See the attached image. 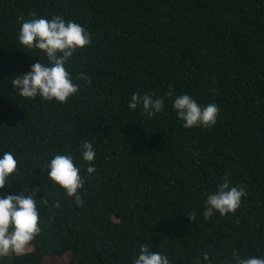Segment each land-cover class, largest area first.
I'll return each mask as SVG.
<instances>
[{
	"label": "trees",
	"instance_id": "obj_1",
	"mask_svg": "<svg viewBox=\"0 0 264 264\" xmlns=\"http://www.w3.org/2000/svg\"><path fill=\"white\" fill-rule=\"evenodd\" d=\"M54 15L90 36L65 65L77 92L63 103L22 98L9 79L46 60L17 43L18 29ZM133 92L161 98L162 110H129ZM178 94L214 103L216 123L182 127L170 107ZM0 150L18 160L0 198L34 188L40 229L29 252L0 264H131L143 243L169 264L264 257V0H0ZM57 153L81 169L79 206L47 180ZM225 177L245 194L205 220V196Z\"/></svg>",
	"mask_w": 264,
	"mask_h": 264
},
{
	"label": "clouds",
	"instance_id": "obj_2",
	"mask_svg": "<svg viewBox=\"0 0 264 264\" xmlns=\"http://www.w3.org/2000/svg\"><path fill=\"white\" fill-rule=\"evenodd\" d=\"M17 43L28 51L38 50L46 62L39 60L29 65L28 71L16 74L9 79L13 90L22 97L32 99L39 97L44 101L63 103L69 96L77 92V85L72 82L65 65L72 54L90 43L88 32L79 24L59 15L51 18H32L24 20L17 32ZM172 96L171 91L165 93ZM163 100L153 98L149 93L133 92L127 102L129 110L137 106L142 113L151 118L162 110ZM171 109L185 129L192 127L210 128L216 123L217 106L208 103L201 107L194 98L186 94H178L171 100ZM95 151L92 144L84 141L79 147V158L84 163V173L95 171L92 163ZM18 160L12 151L0 150V189L10 186L18 170ZM46 177L50 186L58 187L66 197L72 198L79 206L78 190L82 187L81 169L75 164L71 153L54 154L45 165ZM23 194L4 195L0 198V259L23 255L26 246L39 232L38 210L36 207V192L33 190ZM241 187L233 186L225 177L216 189L206 194L202 217L206 220L214 213L224 216L232 213L244 196ZM46 203V202H45ZM53 207H58L54 204ZM191 217H189L190 219ZM235 264H264V257L249 255L246 258L233 252ZM208 253H202L194 264L200 260L208 261ZM131 264H169L166 256L160 252L151 251L147 244L139 245L136 257Z\"/></svg>",
	"mask_w": 264,
	"mask_h": 264
},
{
	"label": "rangeland",
	"instance_id": "obj_3",
	"mask_svg": "<svg viewBox=\"0 0 264 264\" xmlns=\"http://www.w3.org/2000/svg\"><path fill=\"white\" fill-rule=\"evenodd\" d=\"M29 251L30 246L28 244L24 253H27ZM68 260V255H63L60 257H48L44 260L43 264H68ZM1 264H11L10 259L2 260Z\"/></svg>",
	"mask_w": 264,
	"mask_h": 264
}]
</instances>
